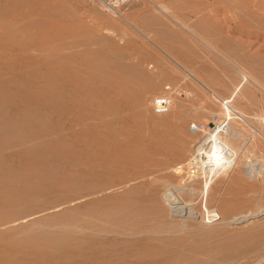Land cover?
I'll return each instance as SVG.
<instances>
[{
  "label": "rangeland",
  "instance_id": "1",
  "mask_svg": "<svg viewBox=\"0 0 264 264\" xmlns=\"http://www.w3.org/2000/svg\"><path fill=\"white\" fill-rule=\"evenodd\" d=\"M259 169L264 0H0V264H264Z\"/></svg>",
  "mask_w": 264,
  "mask_h": 264
},
{
  "label": "bare ground",
  "instance_id": "2",
  "mask_svg": "<svg viewBox=\"0 0 264 264\" xmlns=\"http://www.w3.org/2000/svg\"><path fill=\"white\" fill-rule=\"evenodd\" d=\"M127 79V78H126ZM125 81V80H124ZM247 81V77L246 76H243V79L241 81L240 84H243L244 82ZM241 86V85H240ZM168 97L170 98L171 102H172V99L171 97L168 95ZM225 103V102H224ZM171 104L170 103V106H169V109L171 107ZM169 109L164 112V113H167L169 111ZM231 111L232 109L229 108V106L226 104L225 105V117L224 119L220 122L219 125L215 126V129H213L209 135L207 136V139H204L203 141H201V143L194 149V156L191 158L192 159V162H193V165L198 162V160H204L203 164H201V166H197L198 168H200L198 170V174L194 175L193 178L195 179H203L204 180V184L202 186V189L199 191H196L197 194H205L208 190H209V187L211 186V184H213L215 181H218L217 177L222 173V171H224L227 166H228V162L230 161V159L232 158L230 155L232 154L233 155V152L232 150H230L227 146V143L222 139L220 133H224V134H227V122L230 120V117H231ZM164 113H157V114H164ZM224 120L226 122H224ZM232 120V119H231ZM231 122V121H230ZM222 127V128H221ZM221 128V129H220ZM231 131V129H229ZM232 133V132H231ZM236 133V132H235ZM225 136V135H224ZM234 136V135H233ZM236 138V137H235ZM201 140V139H200ZM208 144H209V149H207L208 147ZM193 147V146H192ZM232 148V147H231ZM233 148H234V145H233ZM237 151V150H236ZM249 153V152H248ZM239 154V152H238ZM234 156V155H233ZM239 157V156H238ZM239 159V158H238ZM45 160V159H44ZM47 160V159H46ZM231 162V161H230ZM239 164L241 163V161H238ZM238 164V165H239ZM199 165V164H197ZM236 165V164H235ZM233 166V165H232ZM250 168V167H249ZM229 169V168H228ZM232 169V168H231ZM142 171V170H141ZM264 169H259V171L257 173H263ZM250 172V171H249ZM252 172H254L252 170ZM145 173V172H144ZM247 173V172H245ZM228 174V173H227ZM226 174V175H227ZM255 174V173H254ZM225 175V174H224ZM253 175V174H252ZM251 176V175H250ZM146 177V175H145ZM123 179V178H122ZM126 179V177H125ZM147 179V178H146ZM43 180V179H42ZM132 180V179H130ZM145 180V179H144ZM221 180V179H220ZM152 181V180H151ZM162 183L164 180H161ZM166 183H167V180H165ZM164 181V182H165ZM131 184H132V181H130ZM135 182V181H133ZM195 182V181H194ZM197 182V181H196ZM223 182V181H222ZM121 183V182H120ZM125 183V182H124ZM141 183H142V180H141ZM148 183V182H147ZM151 183V182H150ZM200 183V182H199ZM122 184V183H121ZM171 184V183H170ZM169 183L166 184L168 185L167 188H165L164 190H158L154 193L155 197L157 200H160V202H162L163 204H165V206H167V208H170L172 209L173 211H177V210H180L181 212L183 210H185L186 214L185 216H190V215H194V213H196L195 211L193 212L191 210V205L192 203H188V202H184V199L182 200L181 199V195H177V190L175 188H179V187H174V188H171L169 186H171ZM173 185V184H172ZM195 185V183H194ZM128 186V185H126ZM159 186V185H158ZM94 187V186H93ZM96 187V186H95ZM94 187V188H95ZM103 187H105V185H103ZM107 187V186H106ZM152 187V186H151ZM157 187V186H155ZM194 187V186H193ZM154 188V187H152ZM197 188H201V187H197ZM93 189V188H92ZM97 189V187H96ZM96 189L94 190L96 192ZM175 189V190H173ZM184 189V188H182ZM98 190V189H97ZM100 190H104L100 187ZM99 190V192H100ZM150 190V189H149ZM185 190V189H184ZM191 190V189H190ZM188 190V191H190ZM199 190V189H198ZM212 190V189H211ZM150 191H153V189H151ZM192 191V190H191ZM190 191V192H191ZM87 193V192H86ZM92 193V192H91ZM94 193V192H93ZM102 193V192H100ZM99 193V194H100ZM210 193V192H209ZM88 194H90L88 192ZM95 194V193H94ZM97 194V192H96ZM199 195V196H201ZM203 196V195H202ZM196 197V196H195ZM204 197V196H203ZM71 198V197H69ZM87 198V197H86ZM88 199V198H87ZM189 199V198H188ZM69 200V199H68ZM72 200V199H70ZM81 200V198H80ZM198 200V199H196ZM201 201V200H200ZM64 202V201H63ZM152 202V201H151ZM167 204V205H166ZM192 209H193V206H192ZM169 210V209H168ZM31 212V211H30ZM33 212V211H32ZM184 212V211H183ZM182 212V213H183ZM169 213V212H168ZM17 215V214H16ZM168 215V214H167ZM171 215V213L169 214ZM192 215V216H193ZM196 215V214H195ZM194 215V217H195ZM182 216V215H181ZM191 217V216H190ZM3 218V217H2ZM173 218V217H172ZM22 219V218H21ZM3 220V219H2ZM7 222V221H6ZM1 223V222H0ZM4 223V222H3ZM2 223V224H3ZM1 225V224H0ZM14 226V225H13ZM21 252V251H20ZM11 256V255H10ZM14 256V255H13ZM16 256V255H15ZM14 256V257H15ZM66 258V257H65ZM13 264V262H12Z\"/></svg>",
  "mask_w": 264,
  "mask_h": 264
},
{
  "label": "built area",
  "instance_id": "3",
  "mask_svg": "<svg viewBox=\"0 0 264 264\" xmlns=\"http://www.w3.org/2000/svg\"><path fill=\"white\" fill-rule=\"evenodd\" d=\"M170 103L171 100L167 94L157 95L152 99V110L155 113H164L169 109Z\"/></svg>",
  "mask_w": 264,
  "mask_h": 264
}]
</instances>
